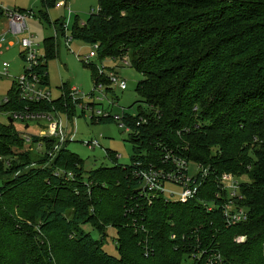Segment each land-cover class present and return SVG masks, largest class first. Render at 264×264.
I'll return each mask as SVG.
<instances>
[{"label": "trees", "instance_id": "trees-1", "mask_svg": "<svg viewBox=\"0 0 264 264\" xmlns=\"http://www.w3.org/2000/svg\"><path fill=\"white\" fill-rule=\"evenodd\" d=\"M180 1L98 0L97 11L82 24L76 16L68 30L63 19L49 21L59 0H39L38 21L53 27L55 36L44 39V53L30 71L47 87L59 37L96 46L99 62L109 59L142 76L134 89L139 99L130 106L137 114L120 116L132 154L130 164L121 165L108 150L113 165L86 173L66 146L49 156L53 139L43 140L42 156L15 155L23 140L13 125L0 123V264H204L214 253L223 264H264V0H222L200 19L183 17ZM18 56L23 60L22 50ZM85 66L93 88L100 82L112 93L107 73ZM69 88L62 84L64 96L51 102L27 104L13 81L0 111L28 106L71 120ZM90 122L116 120L109 115ZM166 153L207 171L185 203L143 191L142 171L166 167ZM9 156L19 162L5 161ZM32 159L52 162L36 169L29 167ZM225 173L248 177L239 184L238 202L248 219L235 226L222 215L227 193L219 181ZM87 225L99 239L83 229ZM108 228L115 230L116 256L103 250Z\"/></svg>", "mask_w": 264, "mask_h": 264}, {"label": "rangeland", "instance_id": "rangeland-1", "mask_svg": "<svg viewBox=\"0 0 264 264\" xmlns=\"http://www.w3.org/2000/svg\"><path fill=\"white\" fill-rule=\"evenodd\" d=\"M61 1V0H59ZM202 1V0H200ZM198 0H181L182 5L186 7V14L183 17H191L200 19L205 14H210L212 11L221 7L222 0H206L203 4ZM214 5V6H213ZM0 7L8 11L14 10H26L32 11L30 17L27 16L26 23L29 29V34L32 36L34 43L38 45V55L42 56L44 53L43 41L46 38L54 37L55 30L50 27L44 21H38L37 12L40 10L39 0H0ZM98 8V0H68L67 9L71 12L68 15L66 8L56 9L52 8L48 11V17L50 23H53L56 19H63L67 24L68 30H70L72 24L75 21V17H78V23L82 24L91 12H96ZM205 24L208 25L207 29L213 28L215 22L207 21ZM214 24V25H213ZM67 31V35H68ZM28 35V34H27ZM4 38L6 44L0 49V73L2 71V63H7L8 76L0 75V105L7 98L8 91L12 85L13 80L23 72V69L27 67V63L24 62L19 56L21 52L20 46L17 44V40L22 37L18 36L15 38L8 30L7 20L5 17H0V40ZM93 50L91 45L82 43L81 41H71L69 46H66L65 39L59 37V48L58 56L51 59L48 62V82L47 89L51 92V99L56 100L62 95L61 85L66 84L69 87H75L80 92V96H84V101L89 102V94L93 91V84L90 70L85 66L86 63L90 62L96 65L98 69H103L106 73L117 72L118 76L126 82L127 89L120 91L117 87L107 85L111 89L112 93H105L104 96L101 92L95 91V97L101 99L100 105H97L96 109H102L110 112L112 116H121L124 112L129 116H135L137 114V106L130 108V106L138 101V96L135 93V86L138 81L142 79V76L128 66H121L120 64L104 59L99 62L97 57L87 60L86 57ZM99 73V72H98ZM117 99H116V98ZM81 111L77 109L76 116L69 122L67 127L66 139L59 143V140L55 139L49 145L48 152L53 154L54 149L58 147L66 146L67 150L73 154H76L83 161V170L87 173L101 166L111 167L113 163L109 161L106 156V151H112L117 154V164L128 165L130 164V156L132 154L131 144L126 142L128 132L125 128L119 125L117 121L115 123L108 124H92L90 122V115L87 112L85 117L80 116ZM64 127L68 125L66 118L60 115ZM0 122L4 123V118L0 115ZM27 132L30 135L37 136L42 135V131L36 126V122H29ZM25 124L18 122L14 123V129L22 132ZM74 135L73 140L69 142V136ZM33 140V139H32ZM96 140L98 146L93 149H89L85 146L86 142ZM28 145H23L21 149L15 151L14 154L19 155L20 153H34L43 155V147L34 145L29 148ZM5 161L19 162V158L15 156H9ZM30 168H49L52 160L47 162H38L36 159H32ZM189 175L196 173V167L193 163L189 164L188 167ZM85 176V175H84ZM238 178V177H237ZM238 181L248 182V177L242 175L238 178ZM1 186V182H0ZM165 188L168 191H176L177 187L166 184ZM167 195V194H166ZM176 198V197H173ZM83 229L89 232L94 239H99V235L96 231L92 230L90 226H84ZM115 230L108 228L105 230L103 250L112 256H116L117 252L115 249Z\"/></svg>", "mask_w": 264, "mask_h": 264}, {"label": "built area", "instance_id": "built-area-1", "mask_svg": "<svg viewBox=\"0 0 264 264\" xmlns=\"http://www.w3.org/2000/svg\"><path fill=\"white\" fill-rule=\"evenodd\" d=\"M55 8H66L68 15H71V12L69 9H67V4L63 0L57 2L55 4ZM2 11L4 17L7 20L8 30L10 33L15 38L18 36L22 37L20 40H17V44L22 49L23 61L27 63V67L23 69V72L13 80L15 89L18 93V98L27 104L51 102L53 99H51V92L47 89V86L42 83L40 76L33 74L30 71V67L32 65H37L38 60L41 57L38 55V45L32 40V36L29 34V29L26 23V18L27 16L30 17V13H22L18 10L8 11L6 9H2ZM64 28H66V24ZM69 42L70 38L67 37V40L65 41L66 46H69ZM4 44H6V42L5 39L2 38L0 40V49ZM96 48V46H93L94 51L89 53V55L86 57L87 60H90L96 56ZM123 64L127 65V62L124 61ZM1 66L2 71L0 75L8 76V64L2 63ZM104 73L105 72H103V69L100 68L99 74L103 75ZM107 78L110 85L117 87L120 91H125L127 89L126 82L120 77L114 75L112 72L107 73ZM95 91L101 92L104 96L105 87L102 83H97L95 88H93L92 93H90L88 96L89 102H85L84 97L86 95L79 97L80 92L77 88H69L68 98L71 100L74 106L75 116L77 109L81 111V114L83 113L84 117L88 112L90 119L105 118L111 115L108 111L95 108L97 105H100L101 102V99L95 97ZM61 96H64L63 92ZM6 103H8L7 98L1 104ZM0 115L4 118V123L0 122L1 124H9L8 120H11L12 123L10 125L13 126L15 122L25 124L22 132H16L23 140L24 145L29 144V148L31 149L34 145L43 147L44 139H57L59 140V143L63 142V140L66 139V130L69 126V122L75 118L74 116L71 120H68L65 113L30 110L28 106L21 110L0 111ZM60 115L66 118L68 123L67 126L64 127L62 121L60 120ZM113 117L117 122H119V125L123 127V125L120 124V117ZM29 122H36V126L42 131L43 134L37 136L30 135L27 132V123ZM42 126L46 128H42ZM126 131L128 132V129H126ZM32 137H36L38 139L36 143H33ZM73 137L74 135L68 137L69 142L73 140ZM98 144V141L92 140L86 142L85 146L89 149H93L94 147L98 146ZM60 148L61 147L54 149L53 154H49V156L53 157ZM0 160L2 159L0 158ZM163 161L165 163L164 165L166 166L164 168H150L142 171L140 176L142 180L143 191L147 192L148 195L163 194L164 197L174 202L185 203L187 200L193 199L200 188L201 178L206 176L207 171L201 168L199 165L194 164L196 167V173L192 176L189 175L188 167L190 163L187 160L174 155L173 153H166ZM198 173L201 175L200 177L197 176ZM219 182L222 190L227 193L225 197L226 200L224 201L222 208V215L227 226H235L247 221L248 214L246 209L238 204V202L241 200V196H239L240 182L238 181V178L231 174L225 173L221 176ZM166 184L173 185L177 187L178 190L168 191L165 188ZM171 238L173 239L174 236L172 235ZM194 257L199 258L200 255L197 254ZM204 264H223V261L219 254L214 253L207 256Z\"/></svg>", "mask_w": 264, "mask_h": 264}, {"label": "water", "instance_id": "water-1", "mask_svg": "<svg viewBox=\"0 0 264 264\" xmlns=\"http://www.w3.org/2000/svg\"><path fill=\"white\" fill-rule=\"evenodd\" d=\"M8 123L11 124V123H12L11 120H8ZM42 128H46V127H43V126H42Z\"/></svg>", "mask_w": 264, "mask_h": 264}, {"label": "bare ground", "instance_id": "bare-ground-1", "mask_svg": "<svg viewBox=\"0 0 264 264\" xmlns=\"http://www.w3.org/2000/svg\"><path fill=\"white\" fill-rule=\"evenodd\" d=\"M63 1H65V0H63Z\"/></svg>", "mask_w": 264, "mask_h": 264}]
</instances>
